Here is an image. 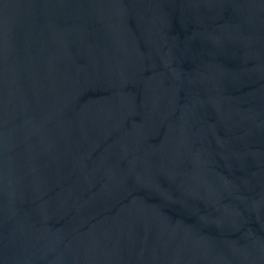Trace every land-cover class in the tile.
Instances as JSON below:
<instances>
[{
    "label": "water",
    "instance_id": "water-1",
    "mask_svg": "<svg viewBox=\"0 0 264 264\" xmlns=\"http://www.w3.org/2000/svg\"><path fill=\"white\" fill-rule=\"evenodd\" d=\"M0 264H264V0H0Z\"/></svg>",
    "mask_w": 264,
    "mask_h": 264
}]
</instances>
